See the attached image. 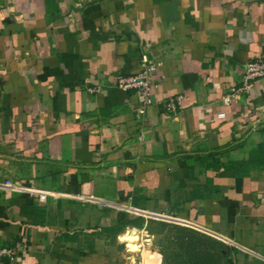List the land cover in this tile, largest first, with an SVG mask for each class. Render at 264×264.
I'll list each match as a JSON object with an SVG mask.
<instances>
[{"label":"crops","instance_id":"crops-1","mask_svg":"<svg viewBox=\"0 0 264 264\" xmlns=\"http://www.w3.org/2000/svg\"><path fill=\"white\" fill-rule=\"evenodd\" d=\"M260 55L264 0H0V181L36 191L0 192V247L156 264L155 222L213 239L221 264H263L264 81L221 103ZM141 58L176 114L115 86Z\"/></svg>","mask_w":264,"mask_h":264},{"label":"built area","instance_id":"built-area-1","mask_svg":"<svg viewBox=\"0 0 264 264\" xmlns=\"http://www.w3.org/2000/svg\"><path fill=\"white\" fill-rule=\"evenodd\" d=\"M156 63L146 58L140 59V72L131 77L118 76L115 86L121 91H134L141 100L142 108L145 110L154 104H161L165 111L176 114L179 110L182 96L178 95L167 99L165 102L156 103L152 96L151 74L156 69ZM259 81H264V55L257 56L246 62L243 67L242 81L239 87H232L222 98L221 103L229 106L241 93H247L251 87ZM223 116V114L219 115ZM18 192L36 195V191L30 188L16 185L9 180L0 181V192ZM46 194H38V200L44 201ZM27 248L21 244L0 247V264H16L20 257L25 255ZM253 254V253H252ZM256 256L263 264L264 258Z\"/></svg>","mask_w":264,"mask_h":264},{"label":"rangeland","instance_id":"rangeland-1","mask_svg":"<svg viewBox=\"0 0 264 264\" xmlns=\"http://www.w3.org/2000/svg\"><path fill=\"white\" fill-rule=\"evenodd\" d=\"M133 224L140 228L144 223L134 222ZM146 231L148 233L146 235L154 234V232L158 234V237L146 248L148 257L155 258L156 264H200L204 260L198 259L211 252L215 255L218 253L211 238L186 228L154 222L146 226ZM127 239L130 243L134 240L132 236ZM205 264H217V261L208 259Z\"/></svg>","mask_w":264,"mask_h":264},{"label":"trees","instance_id":"trees-1","mask_svg":"<svg viewBox=\"0 0 264 264\" xmlns=\"http://www.w3.org/2000/svg\"><path fill=\"white\" fill-rule=\"evenodd\" d=\"M209 238V237H208ZM212 241H213V243L215 244V247H217V250L216 251H218V253L215 255V253H213L212 254V252H211V254H209V255H206V256H204V257H202V258H200V259H198L199 261H203V263H200V264H205V262H206V260H208V259H215L216 261H217V264H221L222 262H221V260H220V253H221V250H222V248H221V245L220 244H218L216 241H214L213 239H211ZM204 245V244H203ZM210 250H212V249H210ZM220 252V253H219ZM197 264V263H196Z\"/></svg>","mask_w":264,"mask_h":264},{"label":"water","instance_id":"water-1","mask_svg":"<svg viewBox=\"0 0 264 264\" xmlns=\"http://www.w3.org/2000/svg\"><path fill=\"white\" fill-rule=\"evenodd\" d=\"M127 248L130 250V251H136L138 248L136 245H133V244H127Z\"/></svg>","mask_w":264,"mask_h":264}]
</instances>
